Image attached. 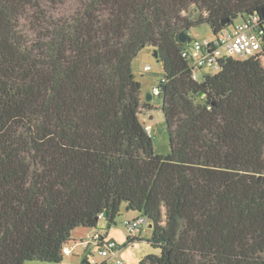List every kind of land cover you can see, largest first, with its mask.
Returning a JSON list of instances; mask_svg holds the SVG:
<instances>
[{"label": "trees", "instance_id": "16d2710c", "mask_svg": "<svg viewBox=\"0 0 264 264\" xmlns=\"http://www.w3.org/2000/svg\"><path fill=\"white\" fill-rule=\"evenodd\" d=\"M263 10L264 0H0V264L61 262L76 227L97 229L106 212L109 229L123 203L153 224L161 250L137 264H264V58H227L195 80L179 39ZM146 45L166 79V155L140 120L154 109L132 67Z\"/></svg>", "mask_w": 264, "mask_h": 264}, {"label": "rangeland", "instance_id": "374dc122", "mask_svg": "<svg viewBox=\"0 0 264 264\" xmlns=\"http://www.w3.org/2000/svg\"><path fill=\"white\" fill-rule=\"evenodd\" d=\"M189 14L193 15V8L190 9ZM239 18L234 21L237 22ZM188 34L192 39H198L200 41L212 38L213 30L209 23H203L198 26H193L188 30ZM151 65L152 69L150 71H145L146 65ZM132 67L135 72L136 78L141 82V95L144 100L147 98L148 93H152V88L159 84V81L163 77V63L154 55V48L151 45H146L143 47L136 58L132 62ZM212 72L209 67L203 68V71L199 73L200 80L203 79V73ZM154 109L145 110L140 114V120L142 122L152 124V140L154 145V150L158 154L166 155L170 152V140L169 133L165 127V117L160 110L161 98L158 95H154L151 100ZM140 216V212L135 210H128L126 204L123 203L121 207V212L117 216L116 223L112 224L111 227L107 228V222L105 218H100L98 228L95 230H100L105 232L108 230V237L114 238L121 246L119 252V258L122 260L123 264H137L140 259L145 255L154 253L160 254L161 250L154 247L149 239L151 238L152 230L148 227V223H143L142 232L139 235L141 239H136L128 242L127 229L124 222L128 219H134ZM77 253L73 255H65L61 262H50L41 260H28L25 264H81V256L83 250L76 249ZM80 253V254H78ZM88 255L90 256L93 264H98L102 260H107V264H116L115 259H109L103 256L100 251L92 244L89 248Z\"/></svg>", "mask_w": 264, "mask_h": 264}, {"label": "built area", "instance_id": "2783aa9c", "mask_svg": "<svg viewBox=\"0 0 264 264\" xmlns=\"http://www.w3.org/2000/svg\"><path fill=\"white\" fill-rule=\"evenodd\" d=\"M213 30V37L202 41L193 39V43L186 46L183 55L189 59V65L192 69V76L195 80H199V73L203 68L209 67L212 72L216 73L222 69V61L227 58H246L249 56H260L264 58V17L258 13L246 14L239 17L237 22L227 24L220 30ZM151 65H146L144 70L150 71ZM207 73H203L205 75ZM163 76L159 84L152 88V95L162 93V83L165 82ZM146 129L152 132V124L146 123ZM100 217H104L103 213ZM148 220L145 216L140 215L134 219H128L124 222L127 235L129 238H135L141 231L143 223ZM91 243L100 251V253L109 258L115 259L116 264H123L119 258L120 244L114 239L109 238L106 232L96 230ZM65 255L71 253V249L65 247Z\"/></svg>", "mask_w": 264, "mask_h": 264}, {"label": "crops", "instance_id": "0c3cea01", "mask_svg": "<svg viewBox=\"0 0 264 264\" xmlns=\"http://www.w3.org/2000/svg\"><path fill=\"white\" fill-rule=\"evenodd\" d=\"M148 227L152 230L153 226L152 227L150 226V222L148 223ZM105 232L108 234L109 231L106 230ZM141 232H142V230H141ZM95 233H96V230H95V228H92V227H86V226L76 227L72 232V237L74 238V241H72L70 244H68L66 246L69 249H71V253L68 255H73L74 253H77L76 249H80V250L84 251L81 258H83L84 256H88L89 261L93 263L90 256L88 255V251H89L90 246L93 244V243H91V240H92V237ZM127 237H128V235H127ZM138 237L140 238V235H138ZM78 254H80V253H78ZM81 261H82V259H81ZM103 261L104 260H102L101 262H103ZM105 262H107V260H105Z\"/></svg>", "mask_w": 264, "mask_h": 264}, {"label": "water", "instance_id": "95a60500", "mask_svg": "<svg viewBox=\"0 0 264 264\" xmlns=\"http://www.w3.org/2000/svg\"><path fill=\"white\" fill-rule=\"evenodd\" d=\"M263 11H264V10H263ZM236 17H237L236 15H233V16H230V17L224 18V19H222L221 23H222V24L229 23V22L231 21V19H235ZM211 27L214 28V25L211 24ZM214 31H215V29H214ZM179 39H180V41H181L182 43H184V44H190V45H191V44L193 43V39L189 36V34H188V30H184V31H182V32L179 34ZM184 48H186V45L184 46ZM154 55H155L156 57L159 56V53H158V51H157L156 49L154 50ZM158 96H159L160 98H162V93L159 94ZM151 99H152V93H148V94H147V98H146V100L149 101V100H151ZM165 127H166V126H165ZM166 130H167V128H166ZM104 217H106V212L104 213ZM150 226L152 227L153 224L150 223Z\"/></svg>", "mask_w": 264, "mask_h": 264}]
</instances>
